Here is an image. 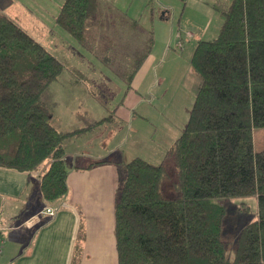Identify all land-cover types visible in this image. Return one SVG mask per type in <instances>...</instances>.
<instances>
[{
  "label": "trees",
  "instance_id": "1",
  "mask_svg": "<svg viewBox=\"0 0 264 264\" xmlns=\"http://www.w3.org/2000/svg\"><path fill=\"white\" fill-rule=\"evenodd\" d=\"M101 13L99 0H64L55 24L87 48ZM222 15L218 36L196 45L195 101L187 126L167 151L177 168L178 196L165 193L164 164L141 157L121 164L117 264H264V148L256 152L253 141V130L264 128V0H232ZM133 23L134 29L139 26ZM139 40L126 57L134 64L121 74L126 91L152 52V36ZM116 49L108 47L99 61L114 66ZM64 69L15 19L0 13V167L31 173L49 162L39 191L55 211L52 204L69 193L65 141L116 121L112 114L71 131L57 130L43 99ZM246 197L256 198L257 218L242 229L231 259L222 238L226 206L216 199Z\"/></svg>",
  "mask_w": 264,
  "mask_h": 264
},
{
  "label": "rangeland",
  "instance_id": "2",
  "mask_svg": "<svg viewBox=\"0 0 264 264\" xmlns=\"http://www.w3.org/2000/svg\"><path fill=\"white\" fill-rule=\"evenodd\" d=\"M101 1L102 13L88 34L90 47L83 48L55 24V17L64 0H37L36 13L49 29V34H45L41 42L65 66L59 79L49 86L43 100L54 114L52 123L55 125L60 115L71 108L77 113L75 124L116 114L120 117V124L108 120L112 122H107L109 128L95 132L97 137L92 141V146L106 152L107 160L126 163L141 157L154 165L164 164L169 175V182L164 187L165 193L175 198L178 196L174 189L177 168L174 158L167 157V151L187 126L195 101L199 78L191 66L192 55L200 40H213L218 36L223 19L219 23L213 21L210 30L201 34L187 27L186 23H192L193 17L187 14L182 17V3L177 0L109 1L113 8ZM164 10L169 12L165 18L162 16ZM135 21L139 26L134 29ZM104 26L107 28H100ZM26 29L31 36H38L29 27ZM189 31L196 37H188ZM151 36L154 44L150 56L138 73L140 102L133 115V110H130L131 102L135 99L132 98L133 91L129 92L123 105L119 104L127 90L126 76L121 74L135 62L126 60L127 55L130 56V44L139 45V38L143 40ZM111 46L117 47L115 52L119 60L113 62L114 66H106L98 57L106 54L105 50ZM114 68L119 75L113 73ZM65 101L78 102V107H69L68 104L64 106ZM108 138L115 147L118 146L114 153H107L113 145L108 149L103 148ZM253 141L256 152L263 150L264 128L253 130ZM120 171L122 183L125 175L123 170ZM216 202L226 206L222 238L227 254L233 259L242 229L257 218V200L255 197L218 198ZM33 209L35 212L36 205H33ZM20 212H23L21 208L16 214ZM9 218L12 217L3 215L0 219L2 225L12 224ZM4 235L9 237L8 233Z\"/></svg>",
  "mask_w": 264,
  "mask_h": 264
},
{
  "label": "crops",
  "instance_id": "3",
  "mask_svg": "<svg viewBox=\"0 0 264 264\" xmlns=\"http://www.w3.org/2000/svg\"><path fill=\"white\" fill-rule=\"evenodd\" d=\"M102 1L113 8L109 1L116 0ZM177 1L182 3V17L186 14L193 17L192 23H186L187 27L205 34L210 30L209 26L213 21L219 23L223 19L222 12L228 8L232 0ZM36 3L37 0H0V13L15 19L27 32L26 27H29L38 35L32 37L43 45L41 39L45 34H49V29L46 22L40 20L36 13L38 12ZM167 13L169 12L166 10L162 12L163 18ZM188 33H191L190 37H196L194 33L190 31ZM138 73L133 79L132 88L124 93L123 99L119 102L123 105L124 99L133 91L132 98L135 99L132 100L130 109L133 110V115L140 102ZM67 104L74 107L78 102L65 101L64 106ZM76 114L72 108L68 109L60 115L57 125L53 123L54 127L59 131H71L107 117L75 124ZM114 115L117 124H120V117ZM107 122L104 121L93 132L65 141L69 193L64 200L52 204L57 208L54 216L42 214L49 207L39 191L40 177L48 168L49 162L39 171L31 173L0 167V219L6 215L12 217L9 219L13 221L12 224L4 226L0 220V234H9L7 238L4 235L6 239L0 254V264H72L74 259L78 264H117L115 206L121 186L120 170L123 162L107 160L106 152L91 144L97 137L95 135L97 130L109 128L110 124ZM110 146L107 153L118 150V146L115 147L108 138L107 145L103 148L108 149ZM79 161L80 163L83 161V164H78ZM101 161L106 163L90 167ZM33 205H36L35 212ZM20 208L23 212L17 215ZM17 217L22 220H17ZM24 229L26 230L23 231ZM13 234L16 236L12 237Z\"/></svg>",
  "mask_w": 264,
  "mask_h": 264
},
{
  "label": "built area",
  "instance_id": "4",
  "mask_svg": "<svg viewBox=\"0 0 264 264\" xmlns=\"http://www.w3.org/2000/svg\"><path fill=\"white\" fill-rule=\"evenodd\" d=\"M191 34H189L190 36ZM181 45V43H180ZM55 210L52 207L46 208L42 214L47 215V216H54L55 215ZM29 224L31 225L32 222H29ZM5 243V238L2 236V234H0V254L2 253V246Z\"/></svg>",
  "mask_w": 264,
  "mask_h": 264
}]
</instances>
